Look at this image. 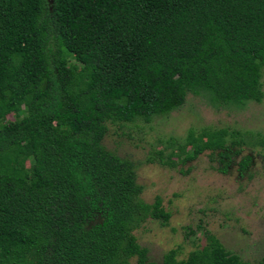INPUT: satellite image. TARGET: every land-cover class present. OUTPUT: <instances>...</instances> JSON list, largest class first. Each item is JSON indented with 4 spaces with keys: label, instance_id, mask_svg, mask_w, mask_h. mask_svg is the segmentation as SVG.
I'll return each mask as SVG.
<instances>
[{
    "label": "trees",
    "instance_id": "obj_1",
    "mask_svg": "<svg viewBox=\"0 0 264 264\" xmlns=\"http://www.w3.org/2000/svg\"><path fill=\"white\" fill-rule=\"evenodd\" d=\"M263 70L264 0H0V264H156L132 231L169 214L140 200L135 165L103 147L107 123H149L188 94L215 109L260 103ZM248 137L191 130L149 162L264 146ZM161 264L264 256L244 262L207 234Z\"/></svg>",
    "mask_w": 264,
    "mask_h": 264
},
{
    "label": "rangeland",
    "instance_id": "obj_2",
    "mask_svg": "<svg viewBox=\"0 0 264 264\" xmlns=\"http://www.w3.org/2000/svg\"><path fill=\"white\" fill-rule=\"evenodd\" d=\"M261 84L260 103L215 109L205 96L188 94L179 109L149 123H107L103 147L135 165L136 184L142 188L140 200L151 205L159 198L162 210L169 214L166 222L148 218L132 231L136 243L147 250L149 262L161 264L171 250L184 259L206 245L207 234L244 262L263 258L264 146L232 147L229 159L205 151L174 167L149 162L155 152H164V159L176 154V145L191 130L226 128L248 135L247 142L264 137V70ZM14 119L15 114L9 113L7 120ZM171 158L178 162L176 156ZM246 158L249 164L241 168Z\"/></svg>",
    "mask_w": 264,
    "mask_h": 264
}]
</instances>
